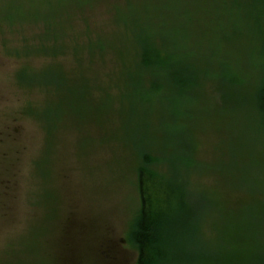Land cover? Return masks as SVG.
<instances>
[{
  "label": "trees",
  "instance_id": "obj_1",
  "mask_svg": "<svg viewBox=\"0 0 264 264\" xmlns=\"http://www.w3.org/2000/svg\"><path fill=\"white\" fill-rule=\"evenodd\" d=\"M114 1L104 0L103 5L126 26L130 22L127 31L138 29L142 0L122 6ZM91 3L68 0L63 11L55 5L45 13L34 11L35 22L43 23L45 31L33 52L48 55L51 48L42 43L46 40L56 55L67 30L65 18L73 9L89 11ZM210 4L208 45L191 43L187 19L173 40L141 38L128 52L87 27L79 49L80 83L63 80L59 66L36 72L31 83L27 80L47 92L65 89L60 100L64 105L81 104L75 113L84 117L90 107L82 96L91 89L83 74L85 65L93 68L94 59L104 60L111 50L118 59L127 56L121 70L127 91L122 94L134 105L126 109L122 104V110L127 113L128 145L139 160L134 166L139 207L129 225L137 264H264V0ZM219 20L230 25L219 30ZM107 47L111 48L104 52ZM28 69L19 71L21 78L30 74ZM74 92L82 96L70 98ZM48 106L43 119L52 135L60 110L51 99ZM205 130L219 135L215 146L221 154L214 163H208L200 149L204 141L199 136ZM234 141L238 146H232ZM204 173L223 175L228 191L245 193L246 198L234 207L222 204L214 188L197 191L195 177ZM113 246L103 240L100 254L108 258Z\"/></svg>",
  "mask_w": 264,
  "mask_h": 264
},
{
  "label": "rangeland",
  "instance_id": "obj_2",
  "mask_svg": "<svg viewBox=\"0 0 264 264\" xmlns=\"http://www.w3.org/2000/svg\"><path fill=\"white\" fill-rule=\"evenodd\" d=\"M128 1L114 2L122 6ZM210 1L142 0L138 29L127 31L130 22L126 26L103 5L104 0H92L89 11L73 9L65 18L67 30L56 55L46 40L42 43L51 48L50 53L36 55L33 48L41 44L39 36L45 27L35 22L33 12L45 13L54 5L63 11L68 0H0V264H136L129 225L138 210L134 166L139 160L133 158V146L128 145L127 113L122 110V104L126 109L134 105L130 96L122 94L127 91L121 72L127 56L118 59L111 50L104 60L94 59L93 68L85 65L83 74L94 91L84 93L82 101L94 112L76 115L81 104L68 102L66 105H73L68 109L63 106L65 114L54 122L57 130L49 144L38 114L46 109L49 97L57 106L67 91L47 92L27 80L31 83L36 72L59 66L63 80L80 83L79 49L87 27L128 52L131 43L137 48L141 38L173 40L187 19L191 43L208 45ZM229 25L219 20L216 27L223 30ZM64 41L72 42L71 46ZM27 67L30 74L21 78L19 71ZM71 95L75 99L81 93ZM199 138L204 141L206 161L216 162L220 158L215 149L219 135L205 130ZM222 176L197 175V191L214 188L222 195V204L235 207L246 195L230 193ZM183 233L188 237L187 228ZM103 240L114 243L108 258L99 252Z\"/></svg>",
  "mask_w": 264,
  "mask_h": 264
}]
</instances>
